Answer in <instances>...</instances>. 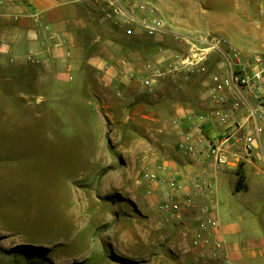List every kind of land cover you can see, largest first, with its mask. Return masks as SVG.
I'll use <instances>...</instances> for the list:
<instances>
[{
  "label": "crops",
  "instance_id": "crops-1",
  "mask_svg": "<svg viewBox=\"0 0 264 264\" xmlns=\"http://www.w3.org/2000/svg\"><path fill=\"white\" fill-rule=\"evenodd\" d=\"M95 8L91 0H0V84L15 89L14 95L1 97V103L10 105L2 123L9 130L14 125L45 129L47 124L53 134L74 123L81 150L96 136L106 159L103 170L109 171L98 174L95 191L112 199L102 206H113L120 215L119 194L136 201L151 229L164 237L161 244L177 248L180 263L186 264L184 258L191 256L195 264H202L190 246L200 220L212 218L219 223L217 234L233 264H264V226L223 220L218 199L221 181L231 183L233 176L237 192L240 171L243 191H249V181L256 184L248 179L247 168L256 172L264 161V133L256 135L242 106L221 108L210 101L209 76L190 83L160 79L151 89L143 87L135 78L147 75L149 64L157 65L164 55L179 49L167 48L166 35L148 37L140 29L136 36L126 37L117 23ZM261 51L264 55V45ZM209 73H219L218 67ZM41 104L46 115L35 111ZM217 110L226 111L245 128L230 132L232 138L227 140ZM42 118L46 122H36ZM246 132L257 138L250 150L242 141ZM211 143H223L228 164H217L208 156ZM183 144L196 154L181 148ZM151 174L177 181L198 210L182 209L180 218L161 214L157 186L147 178ZM204 179L211 187L196 196L195 186ZM87 185L88 179L75 186V194L87 199ZM150 186L152 195L147 193ZM203 208L209 213L202 215ZM126 237L136 242L131 234Z\"/></svg>",
  "mask_w": 264,
  "mask_h": 264
},
{
  "label": "rangeland",
  "instance_id": "rangeland-1",
  "mask_svg": "<svg viewBox=\"0 0 264 264\" xmlns=\"http://www.w3.org/2000/svg\"><path fill=\"white\" fill-rule=\"evenodd\" d=\"M91 2L103 16L101 8L109 0ZM117 2L124 12L160 25L169 49L184 48V37L213 35L227 39L247 60L263 53L264 0ZM122 18L109 21L128 37L125 25L120 24ZM10 94L15 89L0 84V100ZM41 105L35 111L46 115ZM8 108L0 102V264H183L176 247L161 244L164 237L151 229L136 201L119 194L120 215L113 206H102L111 201L106 200V193L95 191L96 179L109 168L103 170L106 159L96 136L81 150L74 123L55 134L47 124L45 129L14 125L9 130L1 120ZM42 121L45 118L36 122ZM258 166L256 172L247 168L248 179L256 183L249 181V191L235 192V176L231 183L221 181L218 199L223 220L264 226V161ZM86 179L87 199L74 191ZM128 234L135 237V243ZM184 261L195 264L191 256Z\"/></svg>",
  "mask_w": 264,
  "mask_h": 264
},
{
  "label": "built area",
  "instance_id": "built-area-1",
  "mask_svg": "<svg viewBox=\"0 0 264 264\" xmlns=\"http://www.w3.org/2000/svg\"><path fill=\"white\" fill-rule=\"evenodd\" d=\"M101 13L105 19H121L126 27L128 37L136 36V31L141 30L148 37H157L162 33L160 25L152 24L146 18L135 17L132 13H126L117 0H109L103 5ZM119 24V23H118ZM121 26V25H120ZM185 47L173 52L168 57L163 56L162 61L157 65L147 66V75H139L135 79L145 88L151 89L153 84L160 79H170L174 82L190 83L198 77L209 76L210 101L223 108L229 104L239 108L242 106L247 111V121L254 123L256 135L264 133V56L256 54L248 60L241 52L233 47L229 41L222 37L213 35H197L181 38ZM163 51L164 49L161 48ZM165 52V51H164ZM215 57L219 59L215 60ZM218 67L219 73H209L212 67ZM224 71V72H222ZM215 116L221 125L226 128V139L232 138L230 132L236 133L245 128L233 122L231 115L224 110L215 111ZM245 132V131H244ZM256 137L251 133H245L242 141L245 142L247 150L255 144ZM222 144H210L207 151L209 157L214 158L217 164L226 165L229 163L228 155L221 149ZM181 148L195 155L193 147L186 144ZM205 177L204 173L202 174ZM151 185L157 186L159 194L158 211L168 218H180L182 209L198 210L193 197L182 193L181 187L175 180L158 179L155 174L147 175ZM205 182L196 184L195 195L201 196L206 189L211 187L208 179ZM154 189L150 186L148 195H152ZM200 213H209L208 208L200 209ZM219 223L209 218L206 221L200 220L198 232L191 242V250L195 257L202 264L218 263L233 264L225 249L224 240L217 234Z\"/></svg>",
  "mask_w": 264,
  "mask_h": 264
},
{
  "label": "trees",
  "instance_id": "trees-1",
  "mask_svg": "<svg viewBox=\"0 0 264 264\" xmlns=\"http://www.w3.org/2000/svg\"><path fill=\"white\" fill-rule=\"evenodd\" d=\"M241 171L239 172V181H238V184H237V187H236V190L237 192H240V191H243L246 189L245 185H243V175H241ZM108 200H112L111 198H109Z\"/></svg>",
  "mask_w": 264,
  "mask_h": 264
}]
</instances>
